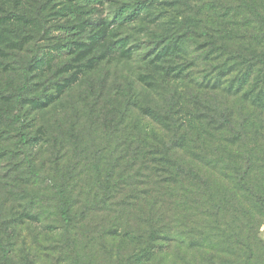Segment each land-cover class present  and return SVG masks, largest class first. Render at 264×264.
I'll return each mask as SVG.
<instances>
[{"label":"rangeland","instance_id":"obj_1","mask_svg":"<svg viewBox=\"0 0 264 264\" xmlns=\"http://www.w3.org/2000/svg\"><path fill=\"white\" fill-rule=\"evenodd\" d=\"M18 4L34 11L35 0H0V109L32 62L30 92L8 115L13 120L0 123L8 264H264V72L247 70L253 53L264 54L250 11L264 13V0L105 2L106 21L117 4L141 6L142 16L113 28L99 52L77 49L63 60L58 32L6 18ZM69 6L56 0L54 8ZM116 41L122 54L98 62ZM112 99L110 119L125 117L132 138L107 179L105 169L119 160L104 141L83 156L64 136L80 133L92 109ZM20 129L31 136L22 152ZM131 155L138 166L115 183ZM174 162L207 185L174 181ZM60 187L74 200L69 227ZM187 196L201 206L189 211Z\"/></svg>","mask_w":264,"mask_h":264},{"label":"trees","instance_id":"obj_2","mask_svg":"<svg viewBox=\"0 0 264 264\" xmlns=\"http://www.w3.org/2000/svg\"><path fill=\"white\" fill-rule=\"evenodd\" d=\"M55 1L56 0H35V5H32L34 11L31 13L27 12L21 5H15L12 10L7 13L6 18L15 20L17 22H22L24 24H29L35 29H38L40 27L47 34L52 31L58 32L60 34V41L55 46V48L57 50L56 58L59 60H63L66 57L74 55L77 49L83 50L84 48L85 50L87 47V50L94 49L95 53L99 52V47L104 45L105 42L110 38V32L113 28L122 27L125 25L129 26L130 24L139 20L143 12L141 6L131 8L126 4H117L113 18L110 21H106L102 18V16L99 15V8H101V6L104 5L105 2L113 3L114 0H70L71 6L63 11H61V9H55ZM58 4L62 5L61 3ZM250 11L252 16H255L253 22L255 23V25L262 28L264 37V13H260L259 9ZM53 20H59L60 22L53 27H49V24H51ZM28 37L32 38L30 34L28 35ZM253 38H255V36ZM119 42L120 41L112 43L104 51H102L101 55L99 56L100 58L98 57L99 59L97 58V61L100 62L105 58L102 57V55L106 56V58H110L122 54L124 45L120 44ZM212 45L215 44L212 43ZM80 53L81 51L77 53V56L80 55ZM241 56L242 55H240V57ZM35 58L36 54H34V59ZM247 62L248 71H252V67L257 66V69L259 68L258 71L260 75L261 70H263L264 72V54L253 53V56H251L250 59L247 60ZM31 63L32 62H29L23 69L21 85L17 89H15L13 95L10 97V100L12 101L14 106L12 105V103H6L0 109V123L2 121L13 120L8 115L12 113V109L14 110L22 106V101L25 100V96L30 92L31 76L29 74V68L32 65ZM262 75L264 76V73H262ZM249 78L250 73L243 75V79L248 80ZM117 104V99H112L110 101L106 100L105 105L102 107V109H92L90 118H87L88 125H86V127H84L80 131V133L70 132L64 136V138L69 141V145L79 151L77 152L78 154L86 156L88 154L89 148H93V142L102 139L104 141V147L108 151V153H110V157L112 158V160H119L115 155H119V153L124 152V146L131 143L129 139L132 137L129 136V124H127V119L125 120V117H123L120 122H113L112 118L110 119L108 111L110 108L115 109V106ZM97 112L98 116L96 118ZM14 117H16L17 122H22L18 116ZM21 126H23V124H21ZM100 126H102L101 129L99 128ZM2 132L3 131H1L0 133ZM18 134V145L20 151L22 152L25 151V149L22 147L28 144L31 136L29 135V133H25L21 129L19 130ZM92 134L98 135L97 137H91ZM80 135H82V137H80ZM86 138L88 139V141L86 140ZM85 141L87 144H85ZM88 144L89 146L87 147ZM159 152L161 155V151ZM130 157H132V160H126V163H128L123 166L122 173H124H120V175L115 180V183L118 180H125L124 178L126 177V171L130 167H132L133 170L134 167L138 166V164L134 162V155H131ZM123 158L125 159L126 157ZM26 159L29 167L33 170L29 158L26 157ZM119 162L121 161L119 160L116 163L112 164L111 167L105 169V175L107 179H112V176L116 171V167L119 166ZM136 162L138 161L136 160ZM174 163L169 169L170 176L174 181H178L179 177L181 179H184L186 177L193 182H197L200 184L202 183L204 187L205 185H207L206 181L202 180V178H200L198 174H195L192 170L186 172L185 168L177 165V162ZM58 167L59 166L57 164L56 168ZM33 173L36 172L33 170ZM67 190V188L60 187L58 191L61 200L59 213L66 227H69L73 222L71 210L74 205V200L69 196V192ZM174 195L178 197L177 194ZM187 197L191 200L189 202H186L189 211L191 210L189 205L192 208H198L199 206H201L199 204L200 200H194L190 196ZM0 254V264H8L10 248L2 241H0Z\"/></svg>","mask_w":264,"mask_h":264}]
</instances>
